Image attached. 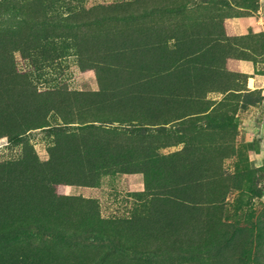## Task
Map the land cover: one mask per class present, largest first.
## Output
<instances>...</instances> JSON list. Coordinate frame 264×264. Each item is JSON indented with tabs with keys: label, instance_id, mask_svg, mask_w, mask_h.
I'll return each mask as SVG.
<instances>
[{
	"label": "rangeland",
	"instance_id": "obj_1",
	"mask_svg": "<svg viewBox=\"0 0 264 264\" xmlns=\"http://www.w3.org/2000/svg\"><path fill=\"white\" fill-rule=\"evenodd\" d=\"M166 2L174 3L54 0L45 4V17H62L77 5L101 8L103 15L113 5L128 3L120 11L143 12L140 51L131 49L125 58L117 53L106 57V43L100 38L98 59L105 65L98 73L88 63L80 64L76 49L62 39L48 41L33 62L27 61L21 52L11 50L12 34L3 25L8 38L2 35L0 48L2 111H24L16 104L29 98L38 116L48 113L49 124L56 127L62 115L75 119L86 111L83 105L90 99L84 95L95 94L92 101L104 106L103 114L128 120L109 126L132 130L140 122L129 119L141 116L142 123H150L144 129L152 134L145 142L154 148L146 156L158 155L149 173V188L142 172H112L88 187L94 190L93 198L83 196L88 192L85 188L81 196L95 199L103 218L143 214L144 236L158 240L204 234L209 216L206 196L224 190L217 210L224 223L220 240L227 236L229 245L198 257L181 255V264H264V0H213L227 15L216 30L175 27L172 16L159 11ZM197 3L201 1L192 5ZM155 20L158 24H153ZM40 30L32 29V37L43 36ZM120 44L116 40L115 46ZM9 68L14 73L11 81ZM249 78L253 88L248 86ZM228 87L233 89L224 91ZM205 107L208 110L201 112ZM186 113L193 114L181 118ZM77 124L59 127L65 134ZM55 138L53 129L44 127L29 131L23 142L28 153L45 162ZM8 140L0 136V163L19 160L24 153L23 144ZM64 153L65 149L57 151V159ZM80 187L63 185L58 191L78 195Z\"/></svg>",
	"mask_w": 264,
	"mask_h": 264
},
{
	"label": "trees",
	"instance_id": "obj_2",
	"mask_svg": "<svg viewBox=\"0 0 264 264\" xmlns=\"http://www.w3.org/2000/svg\"><path fill=\"white\" fill-rule=\"evenodd\" d=\"M52 1L0 0V48L2 35L8 38L3 25L12 34L11 50L21 52L29 62H33L35 53L48 41L67 40L76 49L80 64L88 63L96 73L105 65L98 59L100 38L106 43L103 53L106 57L117 53L125 58L131 49L139 52L142 48L143 12L120 11L119 7L126 8L128 3L113 5L103 15L101 8L84 9L77 5L62 17H45V4ZM172 1L173 4L166 2L159 11L170 14L171 21L180 29L216 30L227 16L213 0H200L194 5L196 0ZM21 27L26 31L18 32ZM34 28H40L43 36L32 37ZM34 38L38 43H34ZM116 40L122 44L115 46ZM7 71L11 81L14 73L10 68ZM1 95L0 75V98ZM84 96L90 99L83 105L86 111L75 119L62 115L56 127L49 124L48 113L38 116L40 112L29 98L16 104L24 109L21 112L4 113L0 103V136L24 145L19 160L0 163V264H181L184 261L181 255L198 257L226 248L229 241L227 236L220 240L224 223L217 210L224 190L206 196L209 216L204 221V234L198 238L175 235L158 240L144 236L147 218L143 214L130 219H107L100 215L95 199L59 193L58 188L63 185L94 187L101 176L112 172H142L149 188V173L157 163L156 153L150 159L146 156L154 149L145 142L152 134L147 133L144 125L150 123H142L138 116L129 119L140 122L132 130L109 126L128 120L103 114L100 110L104 106L92 101L95 94ZM49 111L54 110L50 107ZM191 114H183L181 118ZM71 123H78L75 130L64 134L61 127ZM44 127L53 129L56 138L50 158L41 162L27 152L23 140L29 131ZM63 147L66 153L57 159V151L64 150ZM167 252L171 254L165 255Z\"/></svg>",
	"mask_w": 264,
	"mask_h": 264
},
{
	"label": "crops",
	"instance_id": "obj_3",
	"mask_svg": "<svg viewBox=\"0 0 264 264\" xmlns=\"http://www.w3.org/2000/svg\"><path fill=\"white\" fill-rule=\"evenodd\" d=\"M85 188V191H88L87 193H85V195H83V191ZM94 190H92V188H88V187H80L79 188V191L77 192L78 195H83V196H86V197H92V194H93ZM93 198V197H92Z\"/></svg>",
	"mask_w": 264,
	"mask_h": 264
},
{
	"label": "bare ground",
	"instance_id": "obj_4",
	"mask_svg": "<svg viewBox=\"0 0 264 264\" xmlns=\"http://www.w3.org/2000/svg\"><path fill=\"white\" fill-rule=\"evenodd\" d=\"M248 86L251 87V88L254 87L253 79H251V78L248 79Z\"/></svg>",
	"mask_w": 264,
	"mask_h": 264
}]
</instances>
